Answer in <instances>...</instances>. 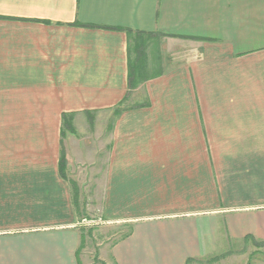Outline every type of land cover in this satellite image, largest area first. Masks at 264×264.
<instances>
[{"label":"crops","instance_id":"0c3cea01","mask_svg":"<svg viewBox=\"0 0 264 264\" xmlns=\"http://www.w3.org/2000/svg\"><path fill=\"white\" fill-rule=\"evenodd\" d=\"M0 16V112L57 114L0 122V264L257 263L264 0H0ZM86 113L110 114L106 139L62 142V114ZM94 212L126 230L87 255Z\"/></svg>","mask_w":264,"mask_h":264},{"label":"rangeland","instance_id":"374dc122","mask_svg":"<svg viewBox=\"0 0 264 264\" xmlns=\"http://www.w3.org/2000/svg\"><path fill=\"white\" fill-rule=\"evenodd\" d=\"M4 24V25H3ZM7 27H5V23H2V25H0V37L1 40L4 42V39L6 36H9L12 32H7L10 31L11 29H6ZM17 32V31H15ZM130 96V95H129ZM15 99V98H14ZM6 108H9V106H7ZM16 108V107H15ZM57 114H29V113H21V114H17V112L13 111H9L7 110L6 112L1 113L0 112V122H4L5 126L7 127V131H10V129H8L9 127H16L17 128V120H21V121H25V120H39V121H47V120H55ZM70 115V125H71V130L72 131H64L65 134L62 137L61 136V140L63 142V139L67 136V135H72L71 141H69L68 143L70 145H76L78 138H80V140H83L84 136L88 139H92L94 141L95 138L101 137L102 140L104 141L106 138V133H105V129L104 128H97L96 130L98 131L96 134H94L95 137H93V131H94V122L98 121L99 124H101L102 126L106 123H108V121H110V114L109 113H102V114H98V118H96V114H80V116H76L75 118H73L72 114H68ZM61 120H62V116H61ZM74 120L76 121L74 123ZM15 128V130L17 131V129ZM83 137V138H82ZM85 140V139H84ZM88 141V140H87ZM92 141V143H93ZM91 142V141H90ZM63 147V146H62ZM65 149V148H64ZM65 153V150L64 152ZM72 158V157H71ZM71 161V164L69 165V168L72 169L74 172H76V176L78 177V174L81 175L80 177V181L81 178L83 179L84 176L83 173H85V171L89 168H91L90 163H83L81 162V160L78 159H74ZM65 165H66V161H65ZM100 165V163H99ZM66 167V166H65ZM88 179H84V181H86ZM97 211V210H96ZM99 214L97 212H94L93 214H89V215H85V219L86 220H94L96 221V223H92V225H86V228H90L87 229L90 230V233H87L88 238H86V241L89 242V244H87L86 250L85 252H87V255L89 254H93L94 250L96 249L97 246L96 244L104 242L106 238L110 239V238H119L122 233L126 230L125 226H118L116 225L113 228H108L109 230H111V232L106 233L105 231H101L99 232V227H101V224H98V218ZM83 219V218H82ZM93 230V231H91ZM104 230V229H102ZM113 231V232H112ZM90 241H92L93 244L90 243ZM258 255H254V261L256 260L257 263L256 264H264V252H255ZM90 260V264H94L91 260V258H89ZM96 260V257H95Z\"/></svg>","mask_w":264,"mask_h":264},{"label":"trees","instance_id":"16d2710c","mask_svg":"<svg viewBox=\"0 0 264 264\" xmlns=\"http://www.w3.org/2000/svg\"><path fill=\"white\" fill-rule=\"evenodd\" d=\"M0 19H11L9 17H2L0 16ZM141 35V34H139ZM138 54L141 55L142 54V51H138ZM135 86L134 82L132 79L129 80V88H133ZM128 95V94H127ZM126 97L124 98V100L121 102L120 105H122L125 100H126ZM70 115L68 114H62V128H61V136L63 137L65 132L64 131H72L71 129V125H70ZM59 171L61 173V175L64 177L65 176V157H64V153H63V150H61L60 152V156H59Z\"/></svg>","mask_w":264,"mask_h":264},{"label":"built area","instance_id":"2783aa9c","mask_svg":"<svg viewBox=\"0 0 264 264\" xmlns=\"http://www.w3.org/2000/svg\"><path fill=\"white\" fill-rule=\"evenodd\" d=\"M92 223H96V221H94V220H86L85 218H83L80 221V224L83 225V226L92 225ZM98 224H101V220L100 219H98Z\"/></svg>","mask_w":264,"mask_h":264}]
</instances>
